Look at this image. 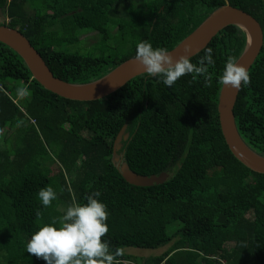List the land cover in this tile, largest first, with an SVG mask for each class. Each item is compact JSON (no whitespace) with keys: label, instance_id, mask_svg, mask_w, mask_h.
<instances>
[{"label":"trees","instance_id":"trees-1","mask_svg":"<svg viewBox=\"0 0 264 264\" xmlns=\"http://www.w3.org/2000/svg\"><path fill=\"white\" fill-rule=\"evenodd\" d=\"M224 2L0 0V25L23 34L55 77L86 83L135 57L139 41L172 49ZM228 3L253 16L264 32V0ZM83 28L102 42L112 39L110 52L90 56L56 48L78 41ZM245 42L243 30L228 25L189 58L195 64L212 50L207 85L185 74L167 87L161 77L142 73L91 101L43 88L0 42V264H45L26 251L32 233L94 191L106 205L108 231L101 239L118 253L114 264H264V174L233 156L217 112L223 65L229 56L238 58ZM247 72L249 83L241 84L233 107L235 125L264 156V33ZM21 85L24 95L17 91ZM125 124L131 134L122 161L138 174L167 171L166 181L142 187L122 178L111 155ZM47 186L56 199L43 207L37 192ZM167 245L143 258L123 250Z\"/></svg>","mask_w":264,"mask_h":264},{"label":"water","instance_id":"water-1","mask_svg":"<svg viewBox=\"0 0 264 264\" xmlns=\"http://www.w3.org/2000/svg\"><path fill=\"white\" fill-rule=\"evenodd\" d=\"M228 25H235L245 33V46L236 61L248 71L262 47L264 32L253 16L228 2L227 4L224 2L223 5L209 13L190 34L167 52L175 59L184 54V50L187 48L189 50L187 55L190 58L201 51L218 31ZM0 42L21 57L32 78L43 88L66 99L76 101L102 99L135 76L146 73L134 57H131L95 80L86 83H70L52 74L37 50L17 29L0 25ZM238 91L239 89H233L231 86L221 83L217 101L220 130L233 156L250 170L264 174V156L252 150L242 140L236 129L233 107ZM125 129L126 124L117 133L113 142L112 155L118 149ZM116 159L114 165L122 178L131 185L154 186L163 183L169 177L167 171H162L157 175L138 174L132 171L120 158Z\"/></svg>","mask_w":264,"mask_h":264},{"label":"clouds","instance_id":"clouds-1","mask_svg":"<svg viewBox=\"0 0 264 264\" xmlns=\"http://www.w3.org/2000/svg\"><path fill=\"white\" fill-rule=\"evenodd\" d=\"M188 52L185 48L184 54L173 59L164 48H154L148 41H139L135 46L134 59L149 76L161 77L167 87L185 74H193V79L202 77L207 85L210 82L209 68L214 65L212 50L205 49L195 64L190 62ZM220 79L233 89L249 83L247 70L231 56L223 65ZM17 91L21 95L27 93L23 85ZM99 195L94 191L85 196L84 203H71L58 220L53 219L38 227L26 242V251L43 259L45 264H114L118 253L110 252L108 242L101 239L108 226L106 205L98 199ZM37 196L41 205L48 207L56 199V192L47 186L39 189ZM35 215L39 218L40 211L37 210ZM122 263L130 262L123 260Z\"/></svg>","mask_w":264,"mask_h":264},{"label":"rangeland","instance_id":"rangeland-1","mask_svg":"<svg viewBox=\"0 0 264 264\" xmlns=\"http://www.w3.org/2000/svg\"><path fill=\"white\" fill-rule=\"evenodd\" d=\"M123 10V9H122ZM2 21V17L0 16V22ZM115 31V30H113ZM87 33H89L87 35ZM80 37L78 41L72 43H61L56 48L58 50H63L70 53H81L84 55L90 56H101L107 55L112 47L114 46L113 40H106L102 42L100 37L96 33H91L90 29H78L76 35ZM55 41V40H54ZM56 44V42H55ZM3 135H0V145L2 144ZM119 155L115 153L111 156V161L115 164L114 160H117ZM167 246L158 247L156 249H144V248H135V247H124L125 253H130L139 257H148L150 255L159 254L165 249Z\"/></svg>","mask_w":264,"mask_h":264},{"label":"flooded vegetation","instance_id":"flooded-vegetation-1","mask_svg":"<svg viewBox=\"0 0 264 264\" xmlns=\"http://www.w3.org/2000/svg\"><path fill=\"white\" fill-rule=\"evenodd\" d=\"M130 134H131L130 129H128V125L126 124V129H125L124 135L122 136L120 144L118 146V149H116V152H115V153H118V155H119L118 158H120L121 161L123 159V153H124V150H123L124 147L123 146H124V144L126 145L128 140L130 139Z\"/></svg>","mask_w":264,"mask_h":264},{"label":"crops","instance_id":"crops-1","mask_svg":"<svg viewBox=\"0 0 264 264\" xmlns=\"http://www.w3.org/2000/svg\"><path fill=\"white\" fill-rule=\"evenodd\" d=\"M91 33H94V32H92V31H90ZM89 33H87V35H88Z\"/></svg>","mask_w":264,"mask_h":264}]
</instances>
